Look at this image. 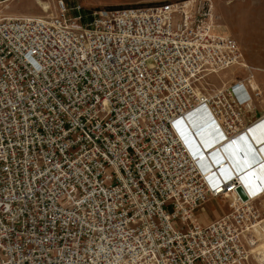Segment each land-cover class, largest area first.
<instances>
[{
  "label": "built area",
  "instance_id": "1",
  "mask_svg": "<svg viewBox=\"0 0 264 264\" xmlns=\"http://www.w3.org/2000/svg\"><path fill=\"white\" fill-rule=\"evenodd\" d=\"M56 10H0V264H248L263 177L243 197L177 134L204 113L235 139L262 97L253 75L198 90L243 65L213 3Z\"/></svg>",
  "mask_w": 264,
  "mask_h": 264
},
{
  "label": "rangeland",
  "instance_id": "2",
  "mask_svg": "<svg viewBox=\"0 0 264 264\" xmlns=\"http://www.w3.org/2000/svg\"><path fill=\"white\" fill-rule=\"evenodd\" d=\"M58 1H63L72 7L80 6L87 11H96L113 7H131L139 5H157L180 2L183 0H0V10L7 16H48L54 12ZM215 8L217 17V33H226L235 39L241 49L242 64L219 71L214 74H205L197 83L201 92L213 93L228 87L235 80L246 79L249 75L257 76V85L262 97L258 107L264 103V0H210ZM49 4L50 7L49 8ZM49 8V9H48ZM46 9H48L46 11ZM256 203L258 209H264V199ZM262 207V208H261ZM205 211H199L203 218L200 221L209 223L226 214L229 210L228 202L222 199H213L204 205ZM262 217L264 218V212ZM200 218V217H199ZM264 237V235H263ZM258 238L256 246L251 248L248 264H260L258 248L264 241Z\"/></svg>",
  "mask_w": 264,
  "mask_h": 264
},
{
  "label": "bare ground",
  "instance_id": "3",
  "mask_svg": "<svg viewBox=\"0 0 264 264\" xmlns=\"http://www.w3.org/2000/svg\"><path fill=\"white\" fill-rule=\"evenodd\" d=\"M49 8H51L50 4H49ZM48 9H46V11ZM187 117H188L187 119H184L183 121H180L178 123L177 134L179 135L180 138L182 137L188 143L190 144L193 143L191 146L188 145L189 148L188 150H190L193 157H196L198 159L201 157V160L197 159L198 161H200L198 163L201 169H203V171L205 170V173H207L209 176L212 174H216L221 176L223 179H228L229 177L235 175L239 180V182L241 183L242 186L240 188L241 193L244 196H247V192L245 191L244 186L252 185L255 182V180L260 179L261 175H263L261 174L258 176V173L260 171L255 172L254 170L262 166L264 167V118L261 119L262 118L261 117L253 124L248 125L243 130L239 131L235 139L233 138L227 139V137L223 134V132L220 133L221 129L219 127L218 128L215 127L217 129L211 128V125L215 122L214 119L212 118L209 119L208 115H204V113L201 114L191 113L188 114ZM192 125L194 126V128H192ZM189 133H192V135H194L193 139H191L192 137L190 138ZM238 137H239L238 159L239 161L244 160L245 162V165L243 164V168L240 173H238L235 167L232 166V164L234 163L230 158L231 156H227L225 155L224 152H222V148L227 144L234 143L237 146L236 139ZM231 139L233 140L230 141ZM252 148L254 149L255 152L254 154H256V155L253 154V156H255L254 160H247V158L245 157V153H243L241 150L246 149V151H248V153L250 154V152L252 153L251 151ZM219 155L221 156V160L217 159ZM215 158L217 161L215 160ZM236 164L238 163L236 162ZM246 165L248 166V168L246 167ZM247 175L248 176L252 175L253 179L252 178L251 179L253 181L248 179ZM257 248L259 252L258 253L259 263L264 264V241L261 242L259 244V247Z\"/></svg>",
  "mask_w": 264,
  "mask_h": 264
},
{
  "label": "crops",
  "instance_id": "4",
  "mask_svg": "<svg viewBox=\"0 0 264 264\" xmlns=\"http://www.w3.org/2000/svg\"><path fill=\"white\" fill-rule=\"evenodd\" d=\"M56 4H55V6H54V12L52 13V14H55L56 13ZM3 13V12H2ZM7 16V15H6ZM24 16H31V15H24ZM37 17V16H36ZM255 77H257V76H255ZM257 80H258V78H257ZM257 80H255V82H256V85H257ZM258 86V85H257ZM259 87V86H258ZM255 100H257V99H255ZM254 100V101H255ZM260 100V99H259ZM259 100L257 101L258 102V104H259ZM257 102H256V105H254V107H255V109H253L251 112H249L248 113V115H247V123H254V122H256L257 120H259L261 117V119H263L264 118V103L263 104H261L260 105V108L261 109H259V107H258V104H257ZM236 142H237V146L234 144V143H230V144H227V145H225L223 148H222V152H224L225 153V155H227V156H231L230 158L232 159V161H233V163L234 164H232V166L233 167H235V169H236V171H238V173H240L241 172V170H242V168H243V164L245 165V162H244V160H241V161H239V137L236 139ZM234 145V147H233V145ZM231 146H232V148H231ZM230 149V150H229ZM226 151V152H225ZM243 153H245V157L247 158V160H254V157L255 156H253V154L255 153L254 152V149L252 148V153L250 152V150H249V152H250V154L248 153V151H246V149H243V150H241ZM221 152V153H222ZM221 155V154H220ZM219 155V157L217 158L218 160H221V156ZM244 155V154H243ZM254 155H256V154H254ZM238 156V157H237ZM242 158V157H241ZM215 160H216V158H215ZM237 160V161H236ZM217 161V160H216ZM226 161H227V158H226ZM236 162L238 163V164H236ZM240 162H241V164H240ZM239 165V166H238ZM228 166V165H227ZM246 167L248 168V166L246 165ZM257 170V171H256ZM256 170H254L255 172H258V171H260L259 173H258V176L259 175H261V174H263V175H261V177H263V179H264V167L262 166V167H259V168H257ZM248 176V175H247ZM246 176V177H247ZM248 179H250V180H252L253 179V176L252 175H249L248 177H247ZM252 178V179H251ZM253 181V180H252ZM263 200H260L258 203H260V205H261V202H262ZM262 208V207H261ZM200 211H205V208H202ZM199 212V211H198ZM200 217V218H199ZM201 218H203L202 217V215H198V219H199V221H200V219ZM220 218V217H219ZM218 218V219H219ZM217 220V219H216ZM215 221V220H214ZM201 222V221H200ZM211 222H213V221H211ZM201 223H206L205 221H202ZM264 235V222H263V224H262V226H261V229H259L257 232H256V234H255V238L252 240V246H249V249L251 250V248H253V247H255L256 246V244H257V242H259L258 241V238L259 237H261V236H263ZM258 245V244H257ZM249 263V262H248Z\"/></svg>",
  "mask_w": 264,
  "mask_h": 264
},
{
  "label": "trees",
  "instance_id": "5",
  "mask_svg": "<svg viewBox=\"0 0 264 264\" xmlns=\"http://www.w3.org/2000/svg\"><path fill=\"white\" fill-rule=\"evenodd\" d=\"M113 8H120V7H113ZM82 12L83 13H92L93 11H87V10H84L83 9ZM75 14H79V13L78 12L77 13L75 12Z\"/></svg>",
  "mask_w": 264,
  "mask_h": 264
},
{
  "label": "water",
  "instance_id": "6",
  "mask_svg": "<svg viewBox=\"0 0 264 264\" xmlns=\"http://www.w3.org/2000/svg\"><path fill=\"white\" fill-rule=\"evenodd\" d=\"M239 191H240V189H239ZM240 193H241V191H240ZM241 195H242L243 197H245L242 193H241Z\"/></svg>",
  "mask_w": 264,
  "mask_h": 264
}]
</instances>
